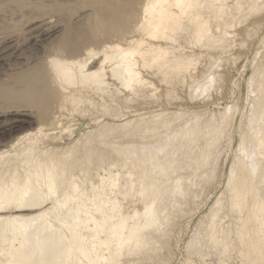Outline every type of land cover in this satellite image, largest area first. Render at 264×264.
I'll return each mask as SVG.
<instances>
[{"label":"bare ground","instance_id":"bare-ground-1","mask_svg":"<svg viewBox=\"0 0 264 264\" xmlns=\"http://www.w3.org/2000/svg\"><path fill=\"white\" fill-rule=\"evenodd\" d=\"M43 3L33 30L56 34L49 53L18 82L0 80L3 105L37 110L0 140V264L166 263L175 221L215 184L233 133L223 191L182 263L264 264V62L254 55L237 118L236 100L183 107L220 89L227 73L213 70L238 58L221 55L228 39L264 0Z\"/></svg>","mask_w":264,"mask_h":264},{"label":"rangeland","instance_id":"rangeland-1","mask_svg":"<svg viewBox=\"0 0 264 264\" xmlns=\"http://www.w3.org/2000/svg\"><path fill=\"white\" fill-rule=\"evenodd\" d=\"M18 1H21V2H24V4H20V2ZM231 1V0H230ZM243 2V1H241ZM35 3V0H0V47L2 45V48H0V80L1 81H6V79L8 77H12V80H16L17 78H14L13 77H18V80L16 82L19 81V76L21 77V71L22 69L24 68H27V67H31L34 68L36 66H38V64L40 63V61L42 60L43 56L42 55H45V54H48L49 51H50V47H51V40H53L54 38H56V34L55 36H50L49 34H46V32H43V33H37V32H34V30L36 29L35 27L38 28V25H41V24H37L35 23V20H32L33 18V14H34V11L35 9L38 10L40 12H42L43 10V7H41L42 5H44L43 3V0L38 3V4H33ZM41 3V4H40ZM242 4V3H240ZM13 5V6H12ZM41 5V6H40ZM31 6V7H30ZM35 6L34 10H33V7ZM264 6V5H263ZM13 7V8H12ZM42 8V9H41ZM263 8V7H262ZM27 11H26V10ZM41 9V10H40ZM25 12H24V11ZM264 11V8L261 10L260 14H263L262 12ZM28 12V13H27ZM258 13L256 14H250L248 19L246 18V20L242 23V25L240 24L237 25L238 27H235L234 29V33L236 35H234L233 37H229L228 39V46L227 48H225L224 51V54L222 52L221 55L225 56L226 55H229L231 52H232V57H238L236 60L235 59H232L231 61V57L229 58L230 60H227V59H223V63H222V68L218 70V68L220 67H215L217 70H213V73L216 75L218 72L220 73V75L223 73L225 76L224 78L222 79L223 76H220V81L222 82H218L217 84H219L218 86L216 85L215 87H219L220 89L219 90H214L216 92L213 91V93L211 94V98L213 99H210L209 96L206 97L201 103L203 104H195V105H191V104H185V101H182L184 102L185 105H183V107L185 108H191V109H198V108H201V107H205V106H208V108L210 107L211 110L213 109V105L211 104L212 101H214V99L216 100V102H219L220 103V106H231L234 104L235 100V117L237 118L240 114V111L241 109H243V106H244V89H245V79L246 77H248V71L249 73L251 72V70L253 69V63L252 61L255 60V59H258V60H255V61H261L262 63L264 62V51H262L263 49H260L261 47L264 48V23L262 22L260 25L257 26V23H256V26H254V19H255V16L256 18L260 15ZM26 13V14H25ZM6 14V15H5ZM8 14V15H7ZM25 14V15H23ZM79 14V12H78ZM77 12L75 13V15H73V18L78 16ZM258 14V16H257ZM13 15V16H12ZM83 15V14H82ZM85 15V13H84ZM83 15V16H84ZM254 15V16H252ZM81 15H79L80 17ZM81 16V17H83ZM8 17V18H7ZM25 17V18H23ZM248 17V16H247ZM3 18V19H2ZM12 18V19H11ZM31 18V19H30ZM72 18V19H73ZM76 18H74L73 20L76 21ZM251 18V19H250ZM253 18V19H252ZM6 19V20H5ZM11 19V20H10ZM25 19V20H24ZM26 19H29V20H32L30 21L29 23H27L28 21ZM78 19V18H77ZM17 20V21H16ZM21 20V21H20ZM73 23L71 24H78V21H73ZM83 20V18H82ZM81 20V18H79V22H83ZM247 20H249V23L247 22ZM250 20H254L253 22L250 21ZM6 23H5V22ZM16 21L15 24H12ZM20 24H19V23ZM24 24H23V23ZM32 22V23H31ZM251 22V23H250ZM247 23V24H246ZM10 24V25H9ZM12 24V25H11ZM23 24V27H21ZM250 28H247V26ZM252 24V25H250ZM254 24V25H253ZM263 24V25H262ZM2 25L5 27H2ZM8 25V26H7ZM15 25H16V29H15ZM245 28H244V26ZM262 25V27H261ZM18 26V28H17ZM252 26V27H251ZM260 26V27H259ZM7 27V28H6ZM9 27V28H8ZM12 27V28H11ZM240 27V28H239ZM255 28V31L252 29V28ZM14 28V29H13ZM35 28V29H34ZM238 28V29H237ZM247 28V29H246ZM7 30H9L7 33ZM11 29L12 30H16V31H13L11 32ZM24 29V30H23ZM34 29V30H33ZM237 29V30H236ZM258 29V31L256 30ZM19 30V31H18ZM251 30V31H250ZM252 30L254 31V34L252 33ZM241 31V33L239 32ZM248 31V32H247ZM21 32V33H20ZM23 32V33H22ZM28 32V33H27ZM32 32V33H31ZM243 32V33H242ZM251 32V33H250ZM13 33V34H12ZM26 33V34H25ZM250 33V34H249ZM9 34V35H8ZM15 34V35H14ZM24 35V38H23V35ZM4 35V36H3ZM8 35V36H7ZM28 35V36H26ZM32 35V36H31ZM47 35V36H46ZM49 35V36H48ZM3 36V37H2ZM6 36V37H5ZM34 37V38H33ZM38 37V39H36ZM50 37V38H49ZM263 37V38H262ZM4 38V39H3ZM262 38V40H261ZM4 40V41H3ZM10 40V41H8ZM13 40V42L11 41ZM259 40L260 42H263L262 44L260 43L259 44ZM19 41V42H17ZM252 41V42H251ZM12 42V43H11ZM16 42V43H15ZM18 43V44H17ZM13 44V45H12ZM38 44V45H37ZM49 44V45H48ZM12 47H11V46ZM41 45V46H40ZM48 45V46H47ZM4 46V47H3ZM44 48H43V47ZM50 46V47H49ZM49 47V48H48ZM52 49V48H51ZM49 50V51H48ZM259 50V51H258ZM48 51V52H47ZM52 51V50H51ZM39 52V53H38ZM45 52V53H44ZM47 52V53H46ZM257 52V53H256ZM259 52H263V53H260ZM235 53H238L236 55L238 56H234ZM255 54H258L255 55ZM257 56L256 58L254 57ZM34 56V57H33ZM39 56H41L40 59ZM36 57V58H35ZM38 57V58H37ZM225 57H222V58H225ZM255 58V59H254ZM28 59V60H27ZM39 60V62H38ZM244 60V61H243ZM37 61V62H36ZM229 61V63H228ZM254 61V62H255ZM17 62V63H16ZM226 62V63H225ZM15 63V64H14ZM26 63V64H25ZM260 62H257L256 64H258ZM11 64V65H10ZM21 64V65H20ZM32 64V65H31ZM200 64V63H199ZM30 65V66H29ZM202 64H200L201 66ZM251 65V66H250ZM255 65V63H254ZM15 67L14 69H12L13 67ZM23 66V67H22ZM218 66V65H216ZM21 67V68H20ZM11 68V69H10ZM17 68V69H16ZM227 68V70H226ZM8 69V70H7ZM223 69V70H222ZM225 69V70H224ZM229 69V70H228ZM240 69V70H239ZM251 69V70H250ZM17 70V71H16ZM20 70V71H19ZM238 70V71H237ZM215 71H218L215 73ZM223 71V72H222ZM229 71V72H228ZM236 71L238 73H236ZM11 72V73H10ZM13 72V73H12ZM20 72V73H19ZM4 73V74H3ZM6 73V74H5ZM10 73V74H9ZM8 74V75H7ZM20 74V75H19ZM15 75V76H14ZM18 75V76H17ZM247 75V76H246ZM5 76V77H4ZM233 76V77H232ZM245 76V77H244ZM240 77V78H239ZM3 79V80H2ZM11 80V81H12ZM0 81V82H1ZM4 81V82H5ZM236 81V82H235ZM224 82V83H223ZM232 82L234 84H232ZM222 83V84H221ZM237 83V84H236ZM1 85V83H0ZM222 85V86H221ZM235 85V87H234ZM225 86V87H224ZM184 88H182V90L180 89L179 87V90H177L178 92V95L179 93L181 92L180 96L181 98L185 99V97L183 96L185 93V91L183 90ZM232 89V90H231ZM224 90V91H223ZM226 90V91H225ZM184 91V92H183ZM219 91V92H218ZM222 93H221V92ZM238 91V93H237ZM212 92V91H211ZM231 92V94H230ZM163 93V92H162ZM220 95V98L219 97V94ZM234 93V94H233ZM237 93V94H236ZM214 94V95H213ZM239 96L237 97L236 95ZM218 97H217V96ZM227 95V96H226ZM232 96V97H231ZM237 99H236V97ZM183 99V100H184ZM209 101H207V100ZM161 100V98H160ZM206 100V101H205ZM211 100V101H210ZM232 101V102H231ZM208 102V103H206ZM226 103V104H225ZM230 103V104H229ZM224 104V105H223ZM13 104H10L9 105H6V103L3 105L2 101H0V140L3 142L4 140H8L7 139V136L9 137L10 134L13 133V131L15 132L19 127H21L22 125H24V123L26 124L27 121H31L33 120V122H35V119L37 118V110L35 108H32L29 112L28 109H18L16 110L18 107H15V106H11ZM6 106V107H5ZM3 107H5V109H3ZM7 107H12V108H9L10 110L7 109ZM209 108V109H210ZM8 110V111H7ZM16 110V111H14ZM25 110V112L23 111ZM36 110V111H35ZM14 111V112H13ZM20 111L21 113L18 114V112ZM34 111V112H33ZM11 112V113H9ZM23 112V113H22ZM7 113V114H6ZM11 115H9V114ZM28 113V114H26ZM36 115L35 119H34V116L33 115ZM4 115V116H3ZM27 115V116H26ZM29 115V116H28ZM8 117V118H7ZM13 117V118H12ZM30 117V118H29ZM14 118H17L14 120ZM21 120V122L23 123V121H26L24 122L23 124L18 120ZM23 118V119H22ZM33 118V119H31ZM9 119V120H8ZM12 120V123H9V121ZM25 119V120H24ZM30 119V120H29ZM3 121V122H2ZM7 122V124H6ZM11 122V121H10ZM17 124V126H16ZM10 125V126H9ZM15 125V126H14ZM20 125V126H18ZM8 126V127H6ZM8 128V129H7ZM11 129H15V130H10ZM10 131V132H9ZM6 136V137H5ZM236 137V138H235ZM5 138V139H4ZM4 139V140H3ZM238 139V136L236 135V133H233L232 134V137L230 136L228 142H225V145L227 144V148L224 150V152H222L221 156L219 157V163H220V167H219V171L216 176V178L214 179V185L211 187L210 191H207V192H204V194H200L199 197H195L194 200L196 198H199L197 200H195V205H194V209L190 210L189 213L188 211L183 213L182 215H180L175 221V227H174V230L172 231V238L171 241L173 240V242H176L175 244L174 243H169L168 246L170 247L168 250V252H170V255L169 256V260L167 259L166 263L164 264H181L182 261L184 262V260H186L185 258L187 257V252L185 251L186 249V243L188 241V239L191 237L192 235V232L194 234V232L196 233L195 230H197V232H199V227L200 225L198 224V221L204 216L203 214H205L204 212L207 211L208 209V206L210 205L209 202H211L213 199H214V196H215V193L218 192V189L219 191H223V187H222V184H223V180H224V176H225V172H226V168L228 166V160L226 158V156L230 155L232 149L234 150V147L237 140ZM0 141V144H3L2 142ZM236 141V142H235ZM224 154V155H223ZM227 165V166H226ZM211 181V180H210ZM209 182V181H208ZM209 192V193H208ZM197 194V193H196ZM209 194V195H208ZM207 195V196H206ZM209 204V205H208ZM198 206V207H197ZM207 207V209H205ZM197 208V209H196ZM188 213V214H186ZM202 215V216H201ZM184 216V218H183ZM183 218V219H182ZM181 221V222H180ZM186 221V222H185ZM184 222V224L182 223ZM179 223V225H178ZM196 223V224H195ZM178 227V228H177ZM193 228V229H192ZM199 228V229H198ZM178 229V230H177ZM176 230V231H175ZM176 232V233H175ZM178 232V233H177ZM177 234V235H176ZM190 236V237H189ZM180 239V240H179ZM176 240V241H175ZM172 245V246H171ZM167 246V245H165ZM176 246V247H175ZM185 246V247H184ZM163 248L166 249V247L163 246ZM162 248V249H163ZM185 248V249H184ZM171 249V250H170ZM164 250V249H163ZM234 257L231 258L230 260V263L232 262V264H236L237 263V260L234 259ZM195 259H193V262H194ZM235 262V263H234ZM133 264H135L136 262H133ZM139 262H137L138 264ZM186 263V262H185ZM185 263H182V264H185ZM195 263V262H194ZM193 263V264H194ZM197 263V261H196ZM141 264V263H140ZM150 264V262L148 263ZM199 264V262L197 263Z\"/></svg>","mask_w":264,"mask_h":264}]
</instances>
